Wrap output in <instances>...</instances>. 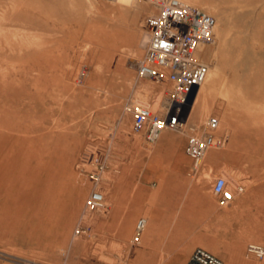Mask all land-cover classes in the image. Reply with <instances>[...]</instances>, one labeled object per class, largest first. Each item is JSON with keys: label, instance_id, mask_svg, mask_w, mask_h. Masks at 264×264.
<instances>
[{"label": "rangeland", "instance_id": "obj_1", "mask_svg": "<svg viewBox=\"0 0 264 264\" xmlns=\"http://www.w3.org/2000/svg\"><path fill=\"white\" fill-rule=\"evenodd\" d=\"M208 1L216 25L202 50L218 68L220 90L184 110L188 123L200 128L216 117V133L227 140L191 172L197 183L207 174L209 185L200 190L211 192L214 207L211 223L201 229L209 234L193 238L221 257L264 264L246 253L248 243L264 246V0ZM156 10L148 0L119 10L110 0H0L4 253L38 264H119L126 256L128 243L119 247L96 222L111 211L113 156L154 145L133 131L126 107L158 102L156 110L165 102L167 84L136 72L145 44L138 48L135 40ZM130 58L135 63L129 68ZM220 175H227L233 193L227 205L211 190ZM94 189L105 193L108 208L85 209ZM77 228L83 231L76 235Z\"/></svg>", "mask_w": 264, "mask_h": 264}, {"label": "crops", "instance_id": "obj_2", "mask_svg": "<svg viewBox=\"0 0 264 264\" xmlns=\"http://www.w3.org/2000/svg\"><path fill=\"white\" fill-rule=\"evenodd\" d=\"M163 132L152 147L118 150L112 159L107 192L111 211L99 217L96 228L102 235H111L119 247L128 243L123 264H188L192 251L203 247L196 246L193 237L209 234L201 229L211 223L214 213L211 192H201L190 178L192 163L184 150L186 137ZM106 170L103 165L102 172ZM140 218L145 225L135 242ZM216 255L224 264H259L247 258ZM23 263V259L0 250V264Z\"/></svg>", "mask_w": 264, "mask_h": 264}, {"label": "built area", "instance_id": "obj_3", "mask_svg": "<svg viewBox=\"0 0 264 264\" xmlns=\"http://www.w3.org/2000/svg\"><path fill=\"white\" fill-rule=\"evenodd\" d=\"M157 10L144 21V53L137 62L138 77L149 78L168 86L165 102L160 109L152 110L148 104L130 103L126 109L132 114V129L141 133L147 143H155L163 131L182 133L186 136L185 153L192 160L191 170L199 171L206 152L219 147L227 140L226 135L216 133L219 121L209 117L202 127L188 123L185 115L187 98L193 86H200L209 67L198 55L200 45L212 41L216 19L207 11L180 0H153ZM102 170V166L100 167ZM212 193L220 205H227L233 199L225 176H217L212 182ZM243 187L237 186L241 192ZM84 207L89 212L104 210V194L94 189L85 199ZM145 225L140 218L135 226L134 241ZM81 228L75 230L80 234ZM248 256L264 258V246L251 242L246 245ZM23 264H28L24 260ZM119 264H123L122 262ZM188 264H224L216 254L203 247H196Z\"/></svg>", "mask_w": 264, "mask_h": 264}, {"label": "bare ground", "instance_id": "obj_4", "mask_svg": "<svg viewBox=\"0 0 264 264\" xmlns=\"http://www.w3.org/2000/svg\"><path fill=\"white\" fill-rule=\"evenodd\" d=\"M111 3H113V7L115 10H119V9H123L125 8L127 5H132L133 7L137 5V0H110ZM152 5H155L153 0H148ZM184 3H188L191 5H196V6H200L201 8H203L205 11L207 12H212L214 10V6H211L210 2L208 0H180ZM96 2V1H95ZM146 8V7H145ZM100 13V12H99ZM10 20V19H9ZM110 26V25H109ZM222 33V32H221ZM145 42V32L142 30L140 31V33H138V38L135 40V45L138 48H142ZM203 45H200V47L198 48V55L200 56V58L207 63L204 60V54H206L205 49L202 50ZM231 47V46H229ZM213 55V53H212ZM213 57V56H212ZM135 63V59L130 58L129 62L126 64L127 67H131L132 64ZM209 70L207 73V76L205 78V80L200 84V86L198 87L195 96L193 98L192 103L189 105L190 106V110L192 108H194L195 106H197L199 104V102H201L203 99H205L206 97H211L212 94L215 91H219L220 89L218 88V84H219V79L217 78V74H218V68L215 65H210L209 63H207ZM153 85V84H151ZM151 87V86H150ZM159 94V92H158ZM161 94V93H160ZM158 103V102H157ZM156 102H154V104H148L149 107L153 110L157 104ZM142 104V103H141ZM227 111V110H226ZM225 115V114H224ZM223 115V116H224ZM223 119V117H222ZM221 121H224L221 120ZM229 122V121H227ZM222 123V122H221ZM229 124V123H228ZM229 127H231L229 125ZM264 127V125H263ZM203 160V159H202ZM202 162V161H201ZM226 179L227 182L229 180V178L226 175ZM198 185L201 188H207L209 185V181H208V177L206 173H203L201 176H199V181H198ZM103 194H105L104 192H102ZM28 261V260H27Z\"/></svg>", "mask_w": 264, "mask_h": 264}, {"label": "water", "instance_id": "obj_5", "mask_svg": "<svg viewBox=\"0 0 264 264\" xmlns=\"http://www.w3.org/2000/svg\"><path fill=\"white\" fill-rule=\"evenodd\" d=\"M196 91H197V86L194 85L192 90H191V92H190V94L188 95L187 106H189L192 103Z\"/></svg>", "mask_w": 264, "mask_h": 264}]
</instances>
